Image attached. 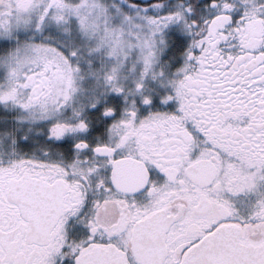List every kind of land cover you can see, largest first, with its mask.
Returning <instances> with one entry per match:
<instances>
[{
	"label": "snow or ice",
	"instance_id": "snow-or-ice-1",
	"mask_svg": "<svg viewBox=\"0 0 264 264\" xmlns=\"http://www.w3.org/2000/svg\"><path fill=\"white\" fill-rule=\"evenodd\" d=\"M0 264H264V0H0Z\"/></svg>",
	"mask_w": 264,
	"mask_h": 264
}]
</instances>
